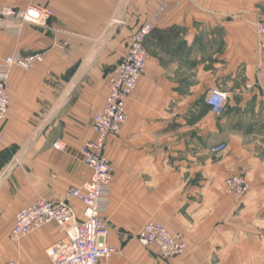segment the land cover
Listing matches in <instances>:
<instances>
[{"label":"crops","instance_id":"crops-1","mask_svg":"<svg viewBox=\"0 0 264 264\" xmlns=\"http://www.w3.org/2000/svg\"><path fill=\"white\" fill-rule=\"evenodd\" d=\"M164 0H22L53 10L46 26L21 36L0 30V61L44 53L31 68L13 66L11 103L0 129V264H47L63 235L51 222L10 237L19 209L64 197L90 179L80 148L96 134L94 115L109 94L107 71L126 54L141 23ZM264 0H173L146 38L147 65L128 97V121L105 154L113 180L103 216L119 252L98 264H264V47L256 24ZM262 72V74H260ZM227 91L225 111L206 102ZM62 139L64 150L53 144ZM225 141L228 148H212ZM244 174L242 199L226 179ZM78 219L84 204L73 200ZM164 223L187 242L171 258L137 237L146 221Z\"/></svg>","mask_w":264,"mask_h":264},{"label":"built area","instance_id":"built-area-1","mask_svg":"<svg viewBox=\"0 0 264 264\" xmlns=\"http://www.w3.org/2000/svg\"><path fill=\"white\" fill-rule=\"evenodd\" d=\"M173 0H164L150 19L132 34L126 54L107 71L109 94L104 106L93 117L92 129L96 136L88 140L79 151L82 161L91 168L90 179L81 185L72 186L64 197L39 198L28 206L19 209L15 216V226L10 237L21 240L31 231L54 222L61 226L62 237L47 248V264H98L104 258H110L119 251L108 243L110 222L103 211L110 195L113 163L105 154V146L110 135L120 133L128 121V97L136 90L145 71L149 50L146 38L152 33L156 22ZM6 17L15 20L9 25L12 34L19 35L25 23L46 26L53 16V10L42 4H29L22 10L9 8L4 11ZM1 24V23H0ZM261 47H264V20L256 24ZM44 58V53L22 55L12 53L0 61V123L10 109L11 97L8 93V81L13 66L31 68ZM262 74V72H260ZM264 91V82L258 81ZM228 93L220 87L212 88L206 97L212 111L222 114L225 111ZM0 129V139H2ZM53 147L64 150L66 143L58 139ZM228 148L225 141L218 142L213 152ZM226 192L242 199L250 191V182L244 174L234 173L226 179ZM84 204L83 218L78 219L73 200ZM144 245H156L164 258H171L186 252L187 242L180 234H173L164 223L148 220L137 234ZM5 264H18L10 261Z\"/></svg>","mask_w":264,"mask_h":264},{"label":"rangeland","instance_id":"rangeland-1","mask_svg":"<svg viewBox=\"0 0 264 264\" xmlns=\"http://www.w3.org/2000/svg\"><path fill=\"white\" fill-rule=\"evenodd\" d=\"M21 1L22 0H0V30L3 31L5 35H8L9 37H19L21 36V33L19 35H16L12 34L11 31L8 30L9 25L14 24L15 20L11 19V17H6L4 11L9 8L19 11L24 9V7L29 6V4L21 5Z\"/></svg>","mask_w":264,"mask_h":264}]
</instances>
